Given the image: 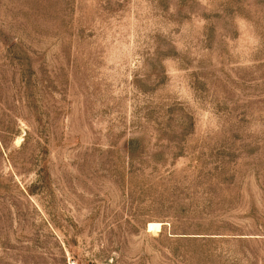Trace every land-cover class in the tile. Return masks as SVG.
<instances>
[{
    "label": "rangeland",
    "instance_id": "1",
    "mask_svg": "<svg viewBox=\"0 0 264 264\" xmlns=\"http://www.w3.org/2000/svg\"><path fill=\"white\" fill-rule=\"evenodd\" d=\"M0 264H264V0H0Z\"/></svg>",
    "mask_w": 264,
    "mask_h": 264
},
{
    "label": "bare ground",
    "instance_id": "2",
    "mask_svg": "<svg viewBox=\"0 0 264 264\" xmlns=\"http://www.w3.org/2000/svg\"><path fill=\"white\" fill-rule=\"evenodd\" d=\"M147 229H148L149 231L152 230V229H156V230L159 231V229H160V224H158V223H149V224L147 225Z\"/></svg>",
    "mask_w": 264,
    "mask_h": 264
}]
</instances>
